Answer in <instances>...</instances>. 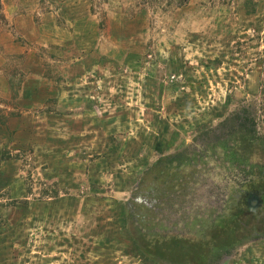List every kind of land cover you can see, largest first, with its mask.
Returning a JSON list of instances; mask_svg holds the SVG:
<instances>
[{
    "label": "rangeland",
    "instance_id": "obj_1",
    "mask_svg": "<svg viewBox=\"0 0 264 264\" xmlns=\"http://www.w3.org/2000/svg\"><path fill=\"white\" fill-rule=\"evenodd\" d=\"M0 264H264V0H0Z\"/></svg>",
    "mask_w": 264,
    "mask_h": 264
}]
</instances>
